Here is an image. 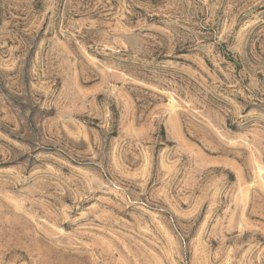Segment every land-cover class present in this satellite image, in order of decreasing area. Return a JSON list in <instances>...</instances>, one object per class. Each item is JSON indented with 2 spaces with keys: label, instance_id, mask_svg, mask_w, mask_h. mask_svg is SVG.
<instances>
[{
  "label": "rangeland",
  "instance_id": "1",
  "mask_svg": "<svg viewBox=\"0 0 264 264\" xmlns=\"http://www.w3.org/2000/svg\"><path fill=\"white\" fill-rule=\"evenodd\" d=\"M0 264H264V0H0Z\"/></svg>",
  "mask_w": 264,
  "mask_h": 264
}]
</instances>
